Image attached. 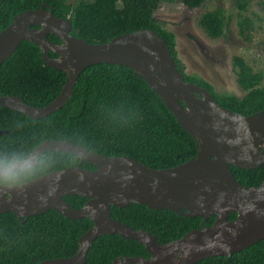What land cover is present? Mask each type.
<instances>
[{
    "label": "trees",
    "instance_id": "16d2710c",
    "mask_svg": "<svg viewBox=\"0 0 264 264\" xmlns=\"http://www.w3.org/2000/svg\"><path fill=\"white\" fill-rule=\"evenodd\" d=\"M179 1L189 9L208 0H0V31L14 17L29 9L48 4L60 18H70L72 34L90 43H106L117 35L140 29H154L169 44L173 57L187 81L207 88L225 107L243 115L264 109V71H255L242 56L233 58L239 86L245 95L239 97L217 93L208 81L185 72L178 58L177 36L156 17L163 2ZM249 0H237L245 10ZM249 19L240 20L241 32L251 26ZM200 25L217 39L224 36L229 20L223 7L206 11ZM61 43L59 36L50 34ZM51 56L57 54L51 52ZM67 73L49 67L38 45L25 40L0 67V96L15 95L29 105L43 107L53 101L65 85ZM0 150L25 147L32 151L45 140H65L108 156H128L154 168H170L187 162L198 154V145L177 120L161 97L146 80L131 68L97 63L80 75L73 95L60 110L39 119L14 109L0 106ZM78 155L63 151H46L39 159L29 181L58 169L75 167ZM81 166L94 170L95 165L83 161ZM245 186L264 182V164L243 169L230 166ZM22 181L20 183L26 182ZM65 200L74 208L86 204L82 195H68ZM112 216L134 229H145L159 242L178 239L192 229L201 227L202 218L184 216L172 210H156L132 203L112 207ZM237 213L230 214V220ZM209 217L207 225L214 223ZM94 225L90 218L72 219L56 209L30 216L22 221L13 212L0 214V264H39L46 259L73 256L79 240ZM150 257L145 245L120 234L98 237L88 251L85 264H112L120 256ZM195 264H264V239L231 256H212Z\"/></svg>",
    "mask_w": 264,
    "mask_h": 264
},
{
    "label": "water",
    "instance_id": "95a60500",
    "mask_svg": "<svg viewBox=\"0 0 264 264\" xmlns=\"http://www.w3.org/2000/svg\"><path fill=\"white\" fill-rule=\"evenodd\" d=\"M70 18L58 17L48 4L17 14L0 31V67L29 40L40 48L43 61L67 73L60 94L43 107L29 105L15 95L0 96V106L31 118L62 109L71 98L82 72L97 63L124 65L143 77L193 135L198 154L170 168H154L128 156H108L65 140H45L32 153L39 162L46 151L78 155L75 167L58 169L14 186H0V214L30 216L56 209L72 219L90 218L94 225L79 240L70 257L39 264H85L94 241L104 234H120L143 243L145 256H120L112 264H195L212 256H231L264 239V182L245 186L230 166L243 169L264 164V109L243 115L223 106L205 87L187 81L166 39L154 29L117 35L106 43H90L72 34ZM57 35L62 42L49 38ZM56 53L53 57L50 53ZM4 131H0V135ZM87 161L96 166H81ZM82 195L86 204L74 208L65 197ZM132 203L156 210H172L201 217V227L161 243L145 229H134L112 216V207ZM237 213L230 220L231 213ZM214 223L207 225L209 217Z\"/></svg>",
    "mask_w": 264,
    "mask_h": 264
},
{
    "label": "rangeland",
    "instance_id": "374dc122",
    "mask_svg": "<svg viewBox=\"0 0 264 264\" xmlns=\"http://www.w3.org/2000/svg\"><path fill=\"white\" fill-rule=\"evenodd\" d=\"M218 7L225 9L229 26L224 36L213 39L200 25V18ZM156 17L176 34L178 58L185 72L208 81L217 93L245 95L234 69L236 55L242 56L255 71H264V0H249L245 10L238 7L237 0H208L195 9L179 1L163 2ZM245 18L252 23L242 33L240 20Z\"/></svg>",
    "mask_w": 264,
    "mask_h": 264
},
{
    "label": "clouds",
    "instance_id": "9594fccd",
    "mask_svg": "<svg viewBox=\"0 0 264 264\" xmlns=\"http://www.w3.org/2000/svg\"><path fill=\"white\" fill-rule=\"evenodd\" d=\"M35 153L25 147L0 150V186H14L30 178L36 169Z\"/></svg>",
    "mask_w": 264,
    "mask_h": 264
}]
</instances>
